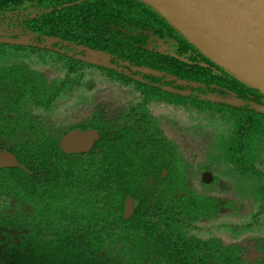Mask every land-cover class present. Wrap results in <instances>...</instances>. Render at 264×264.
I'll return each instance as SVG.
<instances>
[{"label":"flooded vegetation","instance_id":"af4514ba","mask_svg":"<svg viewBox=\"0 0 264 264\" xmlns=\"http://www.w3.org/2000/svg\"><path fill=\"white\" fill-rule=\"evenodd\" d=\"M88 1L51 0L48 3L47 0H0V58L12 57L16 53L18 56L26 54L23 60H19L10 69L8 66L0 65V87L3 82L8 84L12 76L20 77L17 80L33 76L34 82L36 77L37 83L40 81L43 82L42 85L53 87L49 93L41 90L34 98L27 94H17L20 96L18 99L26 97V100L43 101L48 105L34 104L31 112L27 113L29 120L22 125L23 127L27 125L25 128L30 129L29 134L25 133L29 137L28 143L38 145V142L45 138H53L58 144V149L64 154L83 156L85 158L81 162L83 164L88 163L87 157L98 153L101 149L99 148L100 143H103L104 150L113 148L115 151L123 148L128 149L133 145L129 151L147 153L143 163L160 167L177 166L176 175H179L189 186V189L198 195L205 196L206 194H201L192 187L190 180L193 176L198 178L202 186L209 187V184L212 183H219L223 186L225 183L221 181V178L226 177L227 173L221 170L226 173H221L224 175L221 176L220 173L217 174L214 170L207 169V165V168H204L199 174L200 167L204 166L206 162H202L201 158L196 156L195 149L193 152L187 153L185 146L187 144L180 138L171 137L170 133H173V130L168 126L169 123L165 116L159 114L153 116L148 113V110L151 107L161 110L177 107L183 111V107L188 102H191L190 107L194 110H196V104L200 103L205 104L206 108L215 106L216 109H209L210 113L215 114L211 116L227 115L228 118L234 116L237 119L236 122L241 128L242 137L239 139L240 146L234 151L245 157L248 136L264 133V118L261 119L257 116L260 113L252 109L254 106L260 110L262 107L264 108V95L232 78H229L227 83L222 82V85L208 84L206 86L200 82L179 80L161 70L152 69L148 61L153 57L157 58L158 54L176 58L180 56L178 52H181L182 55L194 59L189 63H196V60H201V58L195 49L185 44L177 31L173 32L174 28L171 29L168 22L155 14L140 0H122L124 6H134L132 7L133 12L138 14L128 15L121 20H116L117 17L113 16L111 17L114 19L113 22L106 20L110 19L108 16L100 18L101 16L90 13V6H93L94 0L84 6L85 10L80 8L85 15H77V12H73L74 7L82 6ZM54 10L57 11L53 16L45 17ZM68 11L71 12L68 13ZM56 16L60 18H56ZM119 44L123 46L120 47ZM137 49L139 55H145L140 59V62H144L143 65H138L133 59ZM131 50L134 51V54H131ZM37 56L51 58L49 64L52 68L44 70L35 63L32 65L27 63L28 57L35 59ZM143 69L163 73V76L142 72ZM97 85L99 88L105 87L113 93L111 101L95 104L96 102L91 100L85 101L83 95H77L76 86L88 90L89 87ZM206 87L209 90L206 89L207 91L203 95L209 96V98L201 99L199 95L202 94L199 93V89ZM139 92L145 94L143 98ZM165 92H168L167 96H184V102L177 103L158 97L165 95ZM186 97L190 100H187ZM8 99L9 95H5L0 89V110L6 108ZM92 104L93 106H91ZM89 111L91 112L89 113ZM53 113L61 114V118L53 117ZM87 113L90 115L88 116ZM25 115L19 116L21 120L25 119ZM8 118V115L0 113V121L3 122V119ZM58 119L63 120L57 121ZM251 130L255 131L253 134H248ZM85 134L89 135L75 151L66 149V147L72 149L74 144L70 141L71 144L67 146L64 143L65 140L70 139L73 135ZM3 144H5V140L0 139V155L15 157L20 166L7 165L0 168V171H7L9 168L28 171L19 158L9 152ZM191 155L192 158H190ZM142 160L140 158L136 163H141ZM250 167L252 166L248 164L247 168L242 167L243 172H246V169ZM64 168L66 180L57 185L51 194L45 190L34 193L37 195L35 200L40 203L33 200L27 201L24 190L10 192L7 189L8 176L0 177V260H3L2 262L12 261L9 258H12V254L18 249L23 250V254L32 249L30 258L33 264H52L54 261L71 262L73 259L84 263L82 257L72 256L74 245L72 239H68V243L64 245L58 236L59 232L53 230L60 224L55 219L66 220L65 225L72 223L71 215L62 213L55 215L56 212L60 213L61 210H64L61 208L62 206L70 207L72 202L77 206H83V200L88 199V197H80L70 190V188L79 189V181L78 178L76 179L73 167L64 164ZM205 174H210L207 177L208 182L204 181ZM160 175L166 180L168 170L160 169L158 180L151 176L147 177V186H150L153 193L166 185ZM260 176L264 178L263 173ZM239 177H243V174ZM100 179L104 180V177L101 176ZM108 179L112 180V177L110 176ZM207 187H204V190ZM103 190L93 191L92 194L103 196ZM214 192L221 194L215 190ZM260 193L261 191H259V196L253 194L245 196L244 192L241 193L243 200L238 204L240 212L237 210L238 213H232L229 216V218H234L236 215L234 221H223L226 210L230 209L233 203L222 193L221 196L226 200V203L220 204V213L213 222L191 224L188 232L192 236L185 233L183 243L179 244L177 241L176 247L172 241H169V253L184 257L186 252H189L188 243L196 242V238H199L205 242L208 241L210 245L217 243L219 247L223 248L221 254L215 251V247L214 250L208 249L201 255L203 259L210 260L211 258V261L214 262L217 260L216 258H224L226 261V258H230L225 257L227 251H233L236 253L235 258L242 261L241 264H264V192L261 195ZM45 195L50 196L46 198L48 200L44 199ZM79 198L82 202L78 200ZM90 199H93L92 195H90ZM130 203L133 205V210L129 215ZM154 205L151 203L149 210H152ZM138 208V200L131 195L125 197L122 212L125 221L132 220ZM223 208L226 209L222 211ZM50 213L55 218H49ZM241 214L246 220L240 221ZM227 229L246 231L240 232L238 238H233ZM250 233L255 236L248 238ZM243 239H247L248 244L241 242ZM86 241V236L82 237L83 248ZM41 244L42 246L39 247ZM252 249L256 252L252 253ZM47 250L50 251L49 254L46 253ZM247 253H251L254 257L248 256ZM97 258L100 260L99 262L108 258L105 249L97 252ZM112 259L120 260L119 254H114Z\"/></svg>","mask_w":264,"mask_h":264},{"label":"trees","instance_id":"16d2710c","mask_svg":"<svg viewBox=\"0 0 264 264\" xmlns=\"http://www.w3.org/2000/svg\"><path fill=\"white\" fill-rule=\"evenodd\" d=\"M50 1L47 0L48 3ZM92 1L89 0L82 6L74 7L73 12H77V15H85L81 9L85 10L84 6ZM94 1L93 6H90V13L101 16L100 18L108 16L110 19L106 20H110V22H113L114 19L111 18L113 16L117 17L116 20H121L128 15L138 14L133 12L132 7L134 6H124L122 0ZM56 11H52L51 14H47L45 17L53 16ZM70 12L68 11V13ZM154 13L168 22L155 11ZM17 18L19 21L20 15ZM56 18L60 17L56 16ZM168 24L171 29L174 28L169 22ZM175 31L182 36L181 38L187 46H191L192 49L196 50L201 60L197 59L196 63L193 62L194 64L189 63L194 59L182 55L181 52H178V55L183 58L180 56L176 58L164 57L158 54L157 58L153 57L148 61L152 69L161 70L171 77H177L179 80L200 82L206 86L208 84L222 85V82L227 83L229 78L239 81L234 75L207 58L174 28L173 32ZM119 46L122 47L123 45L119 44ZM122 52L124 53V51ZM131 54H134L133 50H131ZM142 56L145 55H139L137 49L133 59L138 65L144 63L140 62ZM18 78L12 76L8 84L3 82L0 87L5 95H9L6 108L0 110V113L9 116L8 119H3V122L7 123L6 125L0 121V139L5 140L4 147L15 154L28 171L20 168H9L7 171H0V177L8 176L7 189L10 192L24 190L27 201H36L37 197L35 196L37 195H34V193L45 190L51 194L57 185L65 182L64 164L73 167L76 179L78 178L79 181V189L70 188V190L78 196L88 197V199H84L83 202L80 198L78 199L81 200L83 206H77L73 202L70 207L62 206L61 208L64 210H61L60 213L56 212L55 215L61 213L71 215L72 223L65 225L66 220L59 221L55 219L60 224L56 229H53L59 232L58 236L62 239L64 245L68 243V239H72V242H74L72 256L82 257L85 264H241L242 261L235 258L236 253L233 251H227L225 257L230 258H226V261H224V258H216L217 260H214V262L211 261V258L210 260L203 259L201 255L203 252L206 253L208 249L214 250L215 247V251L221 254L223 248L219 247L217 243L210 245L208 241L205 242L199 238H196V242L188 243L189 252H186V256L182 257L178 254L172 255L169 253V241H172L175 247L177 241L179 244L183 243L185 233L190 237L192 236L188 232L191 224L213 222L220 213L221 207L217 200L198 195L195 191L189 189L186 182L179 175H176L177 166L160 167L143 163L147 153L129 151V148L133 145L128 149L121 148L122 150L115 151L113 148L104 150L103 143H100L99 148L101 149L98 153L87 157L89 159L88 163L83 164L81 163L85 159L83 156L76 157L64 154L58 149V144L53 138H45L39 141L38 145L28 143L29 137L25 133L29 134L30 129L25 128L27 125H24V127L22 125V123H27L29 120L27 113L31 112L34 104L48 105L43 101L26 100V97L18 99L20 96H17V94H27L34 98L41 90L49 93L53 87L46 84L42 85L43 82L40 81L37 83L36 77L34 82L33 76H26L24 80H17ZM239 82L244 84L241 81ZM206 89L209 90L208 87L199 89V93L202 94L199 95L201 99L209 98V96L203 95L207 91ZM252 109L260 113L257 116L261 119L264 118V113L259 108L254 106ZM21 114H26L25 119L21 120L19 117ZM254 131L251 130L248 134H253ZM140 158L143 159L141 163H136ZM160 169L168 170L166 180L160 175V178L163 179L161 180L166 182V185L153 193L150 186H147V177L151 176L157 179ZM101 176L104 177V180L100 179ZM110 176L112 180L108 179ZM102 189H104L103 196L99 197L92 194L93 191H101ZM90 195L93 199H90ZM130 195L138 200L139 208L132 220L125 221L122 215L124 199ZM48 197L50 196L45 195L44 199ZM151 203L155 205L152 210H149ZM114 217L116 218L112 220ZM155 217L156 219H154ZM49 218H55V216L50 213ZM84 236H86L87 241L83 248L82 237ZM41 246L42 244L39 247ZM102 249H105L108 258H104L103 262H99L97 252ZM32 251L31 249L30 252L23 254V250L18 249L12 254V258H9L12 261L6 262L5 260L2 262L3 260H0V264H33L30 258ZM46 253L49 254L50 251L47 250ZM114 254H119L120 260L112 259ZM84 263L73 259L71 262L54 261L52 264Z\"/></svg>","mask_w":264,"mask_h":264},{"label":"rangeland","instance_id":"374dc122","mask_svg":"<svg viewBox=\"0 0 264 264\" xmlns=\"http://www.w3.org/2000/svg\"><path fill=\"white\" fill-rule=\"evenodd\" d=\"M24 55L26 54L18 56L16 53L12 57H6L5 59L0 58V65L8 66L10 69L11 66L15 65L19 60H23L25 57ZM50 62L51 58H43L39 56L35 59L32 57L27 58L28 64L32 65L35 63L38 67L40 66L44 70H50L52 68L49 64ZM75 88L78 92L77 95H83L85 101L91 100L94 103L96 102L95 104L102 101L109 102L111 101L110 98L113 95L109 89L105 87L99 88L98 85L89 87L88 90L87 88L82 89L80 86H76ZM167 93L165 92V95L160 96H158V94L157 96L166 100H173L177 103L184 102V96H167ZM139 94H141L142 98L145 95L143 92H139ZM187 100L190 99L187 98ZM190 105L191 102H188L187 105L183 107V111L177 107L169 110L153 109V107H151L149 108L148 113L153 116L158 114L165 116L169 123L168 126L173 130V133H170L171 137L175 139L180 138L187 144L185 145L187 153H191L195 149L196 156L198 155L202 162H206L204 166L200 167L199 174H201V171L204 168H207V165V169H211V171L214 170L217 174L220 173L219 175L221 176H224L221 173H227L226 177L221 178V181L225 183L223 186L219 183H212L209 184V187L203 185L208 188H205L206 190H204V187L199 183L196 176H193L190 182L193 188L198 190L201 194H206L205 196L217 200L219 204L226 203V200L221 196L222 193H224L227 198L232 200V207L226 210V216L223 221H234L236 220V215H234L235 219L229 218V216L232 213H238V211L240 212L238 204L241 200H243V195L241 196L242 192L245 193V196L251 194L259 196V191H261V193L264 192V178L260 176V174H264V133H258L255 134V136L249 135V138H246L247 154L243 157L242 154H238L234 151L236 150L235 148L240 146L241 142H239V139L242 137L241 128L238 127V123L236 122L237 119H235L234 116L232 118H228L227 115L213 117L211 115L215 114L210 113L209 109H216L215 106L206 108L205 104L200 103L196 104V110H194L190 107ZM91 106H93V104ZM90 112L91 111H89V113ZM60 115L61 114L53 113V117L61 118ZM89 115L90 114H88V116ZM61 120L63 119H58L57 121ZM190 158H192V155ZM247 164L252 167L246 169V172H243L244 169L242 167L247 168ZM221 170L224 172H221ZM241 174H243V177H239ZM238 177L241 180H238ZM214 190L216 192H221V194L215 193ZM225 209L226 208H223L222 211ZM242 219L246 220L243 214L240 215V221H242ZM227 231H229V235L233 238H238L240 232H244L246 230L235 231L233 229H227ZM254 236V234L250 233L248 238ZM241 242H246L245 244H248L247 239H243ZM251 252L255 253L256 251L252 249ZM247 255L254 257L251 253H247Z\"/></svg>","mask_w":264,"mask_h":264},{"label":"water","instance_id":"95a60500","mask_svg":"<svg viewBox=\"0 0 264 264\" xmlns=\"http://www.w3.org/2000/svg\"><path fill=\"white\" fill-rule=\"evenodd\" d=\"M140 1L165 18L207 58L264 95V0ZM141 71L163 76L157 71ZM261 111L264 113L263 107ZM88 135L65 140L67 146L74 144L72 149L65 145L66 149L75 151ZM7 165L20 166L15 157L0 155V168ZM208 176L204 175L205 182ZM132 208L130 203L129 215Z\"/></svg>","mask_w":264,"mask_h":264}]
</instances>
